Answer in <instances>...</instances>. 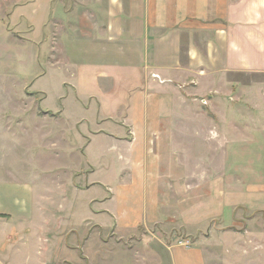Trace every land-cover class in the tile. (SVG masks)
I'll list each match as a JSON object with an SVG mask.
<instances>
[{
  "label": "crops",
  "instance_id": "1",
  "mask_svg": "<svg viewBox=\"0 0 264 264\" xmlns=\"http://www.w3.org/2000/svg\"><path fill=\"white\" fill-rule=\"evenodd\" d=\"M59 1L24 6L45 51L57 50L55 26L77 28L60 30L57 54L69 61L48 64L42 78L56 74L68 87L61 142L48 115L37 125L11 115L10 126L0 115V264H264L257 188L226 193L223 177L195 173L196 150H211L212 120L190 113L195 95L264 76V0H75V18L62 17ZM57 146L78 170L62 162L70 180L56 187ZM17 147L31 155L26 172L13 161ZM201 161L208 171L209 157ZM241 207L250 214L227 217ZM179 230L186 240L166 241L163 232Z\"/></svg>",
  "mask_w": 264,
  "mask_h": 264
},
{
  "label": "rangeland",
  "instance_id": "2",
  "mask_svg": "<svg viewBox=\"0 0 264 264\" xmlns=\"http://www.w3.org/2000/svg\"><path fill=\"white\" fill-rule=\"evenodd\" d=\"M30 1L0 0V115L5 117L4 120H8V125L11 115L18 114L20 117L29 118L34 116L36 125L37 117L40 119L48 115L52 121L50 130L54 132L52 140L59 143L61 142L60 124L64 121L61 120L59 123L58 114L60 115L62 112L61 106L64 103L61 100L69 94L68 87L65 88L64 85L58 83L56 74L45 79L42 78L48 64L50 67H58L69 61L57 54L59 43H61L58 42V38L60 30L74 31L77 27L73 25L55 26L54 36H52L54 42L52 41L51 45L53 49L57 50L45 51L46 40L41 34L42 29H39L38 34H35L36 27L30 24L24 13V6H27ZM76 4L75 0H61L56 5V10H62L60 12L62 17L75 18L76 14L80 12V10L76 12ZM37 37L39 39H36ZM45 92L48 94V99L43 106L46 100ZM193 104L195 105L190 108L192 110L190 113L209 115L212 122L204 124L210 126L211 136L213 134L210 153L196 150L195 173H209L211 177H223L226 182V193L246 194L251 188H257L260 202L257 204L259 211L256 213V220L257 226L262 232L264 230V76H237V85H226L222 89H217V87L212 90L208 89L207 93L195 95ZM43 107L57 109L58 113L53 115ZM69 108V111L73 113L74 109H71V106ZM252 117L256 120H252ZM202 124V121H199V124L196 123L197 128H203ZM219 127L221 133H218ZM219 134L222 136L218 137ZM34 135L42 138L44 136L43 128L36 129ZM20 136H25V132H20ZM196 140L199 145L204 143L202 137H198ZM204 144L207 145V143ZM218 145L219 147L216 149ZM58 147H52L50 156V179L56 183V187L59 180H70V173L65 171L67 168L62 166V162L72 165L73 172L76 173L78 170L74 167L77 161L74 155L69 158L65 155L61 156L64 152ZM12 151L15 153L13 161L17 162L21 173L32 167L31 155L27 151L18 147L12 148ZM34 154L37 156L34 163L47 168L49 164L38 160L39 152L35 150ZM208 157L210 165L207 171V164L205 169H202L201 159ZM9 160L10 158L7 159V161ZM64 173L69 175L65 177ZM53 182L52 184H54ZM246 209L245 207L229 208L226 215L227 217L235 215L240 210L246 213ZM245 219L246 217L241 220L244 225L246 224ZM235 220L237 221V219ZM227 222L231 226L236 224L230 223V218ZM159 226L161 225L157 226L160 229ZM157 227L152 228V231L157 235L156 238L153 237L155 240L161 237L157 233ZM163 233L167 237V242L173 243L178 242V239L181 238L187 239L186 234L180 230L176 233L171 231ZM86 236L87 234L83 235V237ZM193 237L195 236H191V238ZM139 239L140 237L128 239L126 246L134 245V241ZM68 242L72 243L73 241L68 240Z\"/></svg>",
  "mask_w": 264,
  "mask_h": 264
}]
</instances>
